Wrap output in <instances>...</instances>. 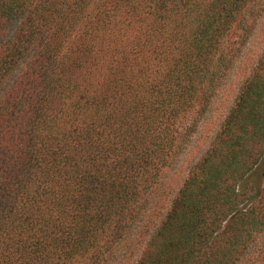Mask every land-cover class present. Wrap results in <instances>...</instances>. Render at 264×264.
I'll return each instance as SVG.
<instances>
[{
  "label": "trees",
  "instance_id": "16d2710c",
  "mask_svg": "<svg viewBox=\"0 0 264 264\" xmlns=\"http://www.w3.org/2000/svg\"><path fill=\"white\" fill-rule=\"evenodd\" d=\"M0 264H264V0H0Z\"/></svg>",
  "mask_w": 264,
  "mask_h": 264
}]
</instances>
